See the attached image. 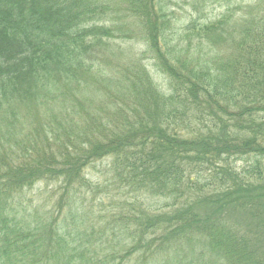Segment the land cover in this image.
Segmentation results:
<instances>
[{
  "label": "trees",
  "instance_id": "obj_1",
  "mask_svg": "<svg viewBox=\"0 0 264 264\" xmlns=\"http://www.w3.org/2000/svg\"><path fill=\"white\" fill-rule=\"evenodd\" d=\"M176 1L0 0V264H264V0Z\"/></svg>",
  "mask_w": 264,
  "mask_h": 264
},
{
  "label": "rangeland",
  "instance_id": "obj_2",
  "mask_svg": "<svg viewBox=\"0 0 264 264\" xmlns=\"http://www.w3.org/2000/svg\"><path fill=\"white\" fill-rule=\"evenodd\" d=\"M238 1H240V0H238ZM255 1L256 0H242L241 4H242V6L253 5L255 3ZM176 2H177V5H179V8L180 7L182 8L181 11L178 12L177 7H176V12H178V15L180 16V23L187 24V22H188V20L190 18H192V17L195 18V15H191V9H190L189 6L186 5V3H187L186 0H177ZM224 11H225L224 5H222V6H219L217 4L216 5H212V6L211 5H207L205 7V11H204V14L206 15L205 21L206 22H211V21L216 20L220 14L224 13ZM227 37L230 38V34H228ZM190 41L192 43V46L196 42L194 37ZM218 44L219 45L215 46V49H216L215 51L211 49L212 52L216 53V51H217L218 54H220L222 57H225L226 55H230L231 54L228 43H223L222 41H220ZM138 48H140V47H138ZM222 52H223V54H222ZM144 64L146 65L148 71L150 72V75L152 76L153 81L154 82H156V80L159 81V77L152 72V68L150 67L151 61H146V62H144ZM208 125H210L212 127L213 125H215V123L213 122V119L211 117H209L207 114L204 115V116H200L199 120L196 121V124L193 123V126L195 127V130L199 131L198 134H202L203 132H205L203 127L208 126ZM230 129L231 128H229V130ZM232 130L233 129H231V131ZM246 137H247V135L244 134V138L243 139H246ZM245 161H244V159H241L239 161H237L236 159H231L230 163L232 164L233 167H235V169L237 171H239L238 173H240V174L242 173L244 178L247 177V176H251V177L247 178V180H249V181L256 180L257 176L254 175L256 172L253 171V170L250 171V169H249V165H251L252 162L251 161L250 162L249 161L245 162ZM244 162L247 165H245ZM101 163L104 164L103 162H101ZM101 168H102V166H100L97 163L95 165L94 169H92V167H91L90 170L87 171V173L89 174L90 180H93L96 183H99V182L104 180V178H102L100 176V174L102 173L100 171ZM260 170H261L260 173H262V175H263L264 174V161L263 160H260ZM259 177H261V175ZM263 178H264V175H263ZM209 194H211V192L207 193V191H206V192H203L202 194H200L198 196L202 197V196L209 195ZM187 198H190V196H188ZM192 199L194 200L195 198L192 197ZM130 200H131V202L135 201V203H133V204L135 205L136 211L138 213L145 206V203L140 202V201H136L133 197H131ZM246 221H247V219H246ZM250 237H251L250 239H252V243L256 247L260 248V252H261L262 256L264 257V239L262 240L259 237V240H255L256 239V234H254V233H252V235Z\"/></svg>",
  "mask_w": 264,
  "mask_h": 264
}]
</instances>
